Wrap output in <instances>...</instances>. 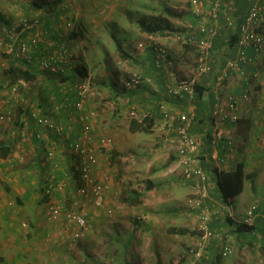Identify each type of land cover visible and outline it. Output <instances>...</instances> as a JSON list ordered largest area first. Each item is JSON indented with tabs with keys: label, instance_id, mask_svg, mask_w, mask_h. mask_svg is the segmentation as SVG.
<instances>
[{
	"label": "crops",
	"instance_id": "1",
	"mask_svg": "<svg viewBox=\"0 0 264 264\" xmlns=\"http://www.w3.org/2000/svg\"><path fill=\"white\" fill-rule=\"evenodd\" d=\"M54 1L57 2L58 0H0V18L10 24H18L23 18H26V15L31 18L36 14H41L43 26L48 30H57L63 27L64 22L70 16L78 28V35H72L69 42L79 52L85 66H95L100 63L103 70L107 72H104L106 78L111 77L114 83H118V92L112 91L111 88L102 89L103 94H105L101 98H93L90 106L97 107L99 112L94 138L102 133L110 135L113 139L112 152L109 157L112 161L109 162L111 171L112 168H115L119 178L115 183L110 182V190L106 194V204L109 208H112V213L106 214L99 210L93 216L90 215V230L84 238L75 240L76 242L69 239L70 236H67L63 223L50 225L51 223L48 222L45 214V199L42 196L41 188H43L45 182L43 177L45 172L48 174L54 171L61 178L64 174H67L71 183V185L69 183V190L66 193L67 205L70 203L76 204V200L80 199L76 194L74 185H72L73 176L76 173V159L71 155L68 144L55 136L46 133L40 141L34 140L36 138L34 135L38 134L37 130L30 122L29 117L24 116L21 119L22 122L29 125V140L22 150V153H24L22 156H25V159L24 161L16 159V168H11L4 159L0 160V165L2 170H7L10 174L20 173L21 176H25L28 170L30 172L34 168L32 174L35 177H30L27 183L8 175V181L11 185H8L7 189L14 195V201L19 206L34 202L32 210L20 214L30 220L35 228L34 232L26 231V235L23 236L22 230L15 217H12L11 212H3L8 216L7 219L0 218V264H171L183 256L188 244L198 235V215L196 212L191 211L188 206V199L194 191L193 187L197 180L191 182L184 178L176 145L173 142L175 134L171 130L161 132L159 129L161 114L158 105L160 102L165 101L168 107L175 112L193 109L196 117L191 127V133L204 137L207 132L213 134L214 131V121H212L210 109L213 106L217 89L240 96L244 92L257 95L259 87L258 89L257 85L251 87L247 77H233L218 87L215 85L214 79L207 76L201 79L203 81H200L204 85L208 82L206 95L201 101L198 99L194 101L192 106H187V104L178 102V100L166 94V83L164 84L163 76L154 66V50L152 47L154 40H152L151 53L149 52L148 55L144 56L145 58H141V61H143L142 73L152 78L153 85L136 91L127 90L126 93H122L120 91L121 83H119L118 78L112 75L113 71L117 70L115 57L111 55L110 49L105 46L104 36L97 38L95 43L91 42L89 28L94 27L97 29L100 26L102 27V23L113 24L114 22L120 24V26L123 24L122 27L128 34L133 36L136 34L138 38L145 36L150 39L152 35L143 32L137 34L129 26L128 21H131V19L127 18L123 22H118L117 17H112L110 20L111 16H104V9L120 7L122 2H124V10L131 8L138 11L140 9L139 0H60V7L47 12L45 9L48 7V3L53 4ZM232 2L233 5L226 10L225 15H237L242 18L248 12L247 1L232 0ZM113 11H111V14ZM225 15H223L224 18ZM191 22L194 23V20ZM221 24L224 26V22ZM96 34L98 35L97 32ZM228 36L227 32L224 31L220 39L227 42ZM115 38L119 39L115 34H112L111 40L114 41ZM136 39L132 37L130 41ZM87 40L89 41L88 44L86 43ZM129 42H122L126 51H129L127 47ZM99 45L105 48V56L100 55ZM93 50H95V54L92 53ZM96 54L99 56L97 59H95ZM171 56L175 60L172 53ZM93 59L97 61L91 64ZM214 66L216 69L221 64H215ZM257 69V66H252L248 68L247 72L249 75L253 72L256 74ZM177 71V68H175L177 75L183 76ZM39 76L38 84L24 97L29 100L27 102L29 104L35 103V106L41 104L44 113H47L52 102L59 101L61 103L69 95L66 91L68 82L77 80L79 72H74L68 77L46 73H39ZM5 79V77H2V81ZM116 88H118L117 85ZM100 99L103 101L99 102ZM253 100V102L251 100L241 101L238 110L240 119L237 123H228L222 126L225 134L219 147L214 149L207 142L202 153L201 165L209 174V181L206 184L208 198L205 200L204 205L214 213L211 227L216 236L210 241L204 259L200 264H213L212 259L220 263L222 260L218 256V251L225 239L234 247L233 255L228 258L229 264L264 263V254L262 253L264 224L262 217L258 218L252 232L240 234L226 220L227 216L231 217L234 222L241 220L253 204L248 203L247 199L244 198L247 183L250 185L248 197L261 196L257 205L261 215L264 216V111L261 112L264 105V96L254 97ZM19 107H21V103L16 102L6 109L13 112L15 119H18ZM112 108H115V110L111 112ZM132 108L150 111L153 114L154 120L151 131H154L162 139V141L160 139L162 144L159 143L155 151L161 150L162 146H168V141L175 145V147L172 145L169 147L175 150H171L170 158L161 168L163 173L161 174V170L158 172L156 168H153L145 188L140 182L137 183L140 180L137 178L140 177V172L137 170L143 164L129 168L121 165V161H125L122 154L137 151V149L142 148L140 145L145 143L147 147H153V144L149 141L141 142L135 139L136 136L140 137L142 132H132L130 130L133 120L129 118V112ZM64 115L66 114L64 113L61 116L63 121H65ZM134 121L140 123L138 120ZM17 128L13 125L10 136L2 141L9 142L13 139L12 137L17 138L18 133H20ZM6 130L5 125L0 136L9 131ZM69 131L71 135L67 140L68 143L76 139L79 126L69 128ZM51 144H56L58 151L55 160H47L46 151ZM152 153L148 152L147 157ZM215 153L218 156L220 153L224 156L222 161L216 160ZM101 159L102 163H100L99 170L101 168L105 171L103 154ZM240 166L244 168L245 174L243 190L232 200V203L227 204L223 202L218 191L215 182L216 176L210 172L217 169L219 172L225 171L234 174ZM1 181L5 180L2 179ZM41 181L43 183L39 185ZM136 193L143 195V198L140 199L142 202L140 205L130 204L129 200H132ZM57 197L61 198V195L58 194ZM44 216L49 224H44ZM139 216L145 219L140 221Z\"/></svg>",
	"mask_w": 264,
	"mask_h": 264
},
{
	"label": "built area",
	"instance_id": "2",
	"mask_svg": "<svg viewBox=\"0 0 264 264\" xmlns=\"http://www.w3.org/2000/svg\"><path fill=\"white\" fill-rule=\"evenodd\" d=\"M246 1L248 12L242 20L236 24L232 15L227 14L226 17L227 26L230 29L238 30L237 60H229L215 69V64L210 59L212 42L218 34L216 21L223 11L226 12L221 9L223 0H189L190 11L194 17H203L205 22L214 21L211 24L206 23L208 26H200L199 30H196L198 34L196 43L200 54L190 74L178 76L174 70V60L171 59L167 48L157 43L153 44L154 66L167 78L166 89L170 97L191 106L196 96V85L202 81V78L207 76L213 78L218 87L233 77H247L248 79L245 68L254 65L264 57V35L261 32L264 23V0ZM42 19L41 14H36L31 18H23L10 28L0 21L1 54L9 57L15 56V58L24 55L31 62L32 56L40 53L36 58L35 73L68 77L74 72H79V77L77 80L68 82L66 91L69 95L61 103L59 101L52 102L47 113H44L41 105L35 106V103H27L29 100L24 97L38 84L37 80L11 81L5 98L0 102V133L5 125L7 127L15 122L13 112L6 108L13 103L20 102L22 109L27 111L30 122L37 130L38 134L35 135L38 140L48 133L68 144L71 155L76 159L78 178L72 180V185L75 187L77 196L85 200L90 199L97 208H102L111 184L108 175L99 176L100 150L112 144L113 139L111 136L94 138L98 120L96 107H90L96 95L94 75L89 71L82 72L84 62L79 52L69 42L72 34L78 33L75 22L66 20L62 28L48 30L43 26ZM188 27L194 28L193 23H190ZM150 39L153 40V36H150ZM176 39L180 41L183 40V37L176 36ZM146 46L145 42H141L137 48L144 50ZM143 75L142 72L130 75L121 87L123 86L125 90H133L143 85L152 86V78ZM248 98V92L238 96L232 92L218 89L215 91L213 106L210 109V114L214 119V131L209 140L201 137L196 138L191 133V127L196 117L193 109L175 112L166 103H161L159 106L161 114L159 129L161 132L171 130L175 134L173 142L176 143L184 178L191 182L197 180L193 187L194 191L188 199V206L198 215V235L188 244L183 256L171 264H200L210 241L216 236L211 227L214 213L204 205L208 198L206 184L209 181V174L201 165L202 153L207 142L214 149L219 147L225 134L222 126L238 122L240 103ZM64 113L66 114L64 115L65 121L61 119ZM150 117L151 113L145 110L132 108L129 112L131 120H138L141 123ZM75 126H79L77 137L68 143L67 140L71 135L69 128L72 129ZM28 128L29 125H25L20 132V141L15 145L17 153L29 140ZM46 152L47 160H55L58 155L56 144L49 145ZM16 158L20 161L25 159L20 154H17L13 159H7L11 168H14ZM215 158L222 161V158L216 153ZM69 183L67 174H64L62 178H59L54 171L48 174L43 186V194L48 197L45 214L50 223L64 222L66 228L73 231V235L70 237L71 241L76 242L87 235L90 224L86 213L77 208L69 210L66 208V193ZM58 194L61 195V198L57 197ZM108 213L111 214L112 210H109ZM259 217H262L264 222V216L261 215L259 206L252 204L245 216L236 223L251 227L255 225ZM224 243L220 254L222 261L218 264H229L228 258L233 254L232 244L227 241Z\"/></svg>",
	"mask_w": 264,
	"mask_h": 264
},
{
	"label": "rangeland",
	"instance_id": "3",
	"mask_svg": "<svg viewBox=\"0 0 264 264\" xmlns=\"http://www.w3.org/2000/svg\"><path fill=\"white\" fill-rule=\"evenodd\" d=\"M123 4H124V2L120 3V7L118 6L117 8H114V9H106V10L104 9V16L105 15H108V17L111 16L110 20L112 17H117L118 22H123L127 18L131 19V21H128V24L131 28H133L135 30V32L137 34L142 33V31L140 30V27L137 23V21L139 19H142V18L152 19L155 16H165L170 22V29L174 30L175 32H178V31L180 32L181 30L185 31V29L188 27V24L192 23L191 21L194 20L193 15L191 14V11H190L189 0H139L140 9L138 11L135 9H131V8H129L131 10H129V9L124 10ZM68 6H70V5H68ZM111 11H113L112 14H111ZM26 18H30L29 15H26ZM68 18H70V20L73 21V18H71L70 16H68ZM122 26H123V24H121V26H120V24L118 25V24L113 22V24H111V23L103 24L102 23V27L100 26L97 29L94 27L89 28V31H90L89 38H90L92 43H95L97 38H102L104 36L103 42L105 43V46H107L110 49V52L112 53L111 55L115 57V62H116L115 66L117 67V70L115 72L113 71L112 75H114V77L118 78L119 83H121V85L124 81H126L128 79V77L130 75H132L134 73L142 72L143 61H141V58H145L144 56L148 55V53L151 50V43H153L152 39H148V37L144 36L145 38L144 37L142 38V36H141V38H138V35H136V34H135V36H133L131 34L126 33L125 29ZM96 32L98 33V35L96 34ZM112 34H115L123 43L129 42L132 39V37H133V39L138 38L135 41H132V42L130 41L128 43L127 47H128L129 51H127V52L132 56L131 59H124L123 57L120 56L115 42L113 40H111ZM153 40H154V43H157L158 45H161V46L167 48V50L175 56L176 68L181 74H183V76H186L192 72V70L195 66L196 60H197V51H196L195 47L194 48L190 47L187 51L188 56L184 57L183 52H185V51H184L183 44L180 43L179 40L176 39V35H169V36L156 35ZM141 42H145L147 45L144 50H139L137 48L138 44ZM86 43L88 44L89 41L87 40ZM98 49H99L101 56L106 55V50L103 46L99 45ZM92 53L95 54V50H93ZM181 54H183V55H181ZM97 58H99L98 54L95 55V59H97ZM95 59H93L91 64H94L97 61ZM6 66H7V64H5V62H3V61L0 62V88H2L3 84L7 83L8 78H6V74H4V72L2 71L3 69L6 68ZM88 68H89V72H91L94 75V82H95V88H96L95 97L101 98V96H103L105 94V93L103 94L104 91L102 89H108V87L104 86V82L107 80L105 73H107V72H105L103 70V67L101 66L100 63H97L95 66H89ZM257 68H258L257 69L258 71L256 72V74H254L255 76L252 78L250 86L254 87L257 85V89L259 87V89H258L259 93H257V95H254V94L251 95V92H249V98L247 99V101L251 100V102L254 101L253 100L254 97L264 96V57L259 61ZM2 77H5L6 79L2 81ZM109 78H111V77H109ZM122 89H123V86L121 87V92L124 93L125 91L123 92ZM6 90L8 91V88L0 89V101L3 100V97L6 94ZM105 100H106V98L104 99V101ZM101 101H103V100L100 99L99 102H101ZM96 110H97V113L99 116V112H98L97 107H96ZM113 110H115V108H112L110 111L112 112ZM262 110L264 111V105L261 109V112H262ZM263 114H264V112H263ZM11 127H12L11 125H8L6 127V129L9 131L6 130L7 132H5L3 135L0 136V142L2 140H5L8 136H10ZM261 128L263 129V127H261ZM153 133H154V131L153 132L149 131L148 133L142 132L140 137L136 136V138H135L141 142L142 141H145V142L149 141V143L153 144V147L152 146L147 147L146 143H145L143 145L141 144L140 146H142V148L137 149V151H131V152H129L130 154H128V153L122 154V157L124 156L125 161H121V163H122L121 165L125 168L126 167L129 168L131 166H137L138 164H143V166L140 165V168L137 170L138 172H140V177H137L140 180L137 181V183L140 182L141 184H143V188L146 187V182H147V180H149V174H151L153 172L152 171L153 168H156V170L158 172H160V170L161 171L163 170L161 168L164 166L167 159L170 158V156L172 154L171 150H173V151L175 150L174 148L170 149L169 148L170 145H172L173 147H175V145H176V143L174 145V143H171V141L170 142L168 141V146H164V147L162 146L161 150L155 151V149H157L158 144L161 143L162 139L160 137H158L155 133L154 134ZM102 136H110V135L99 133L96 137L100 138ZM12 138L14 139V137H12ZM160 139H161V141H160ZM112 144H110L109 146H106L102 150H100V155L102 156V154H103V160L105 161L104 166L106 167V169L104 171L100 168L99 176L108 175L110 182L115 183L118 181L119 177L117 176V172H116L115 168L114 169L112 168V171H111V166H110V162H109V161H112L109 158L110 154L112 152ZM23 149L24 148L19 149L20 155H24V153H22ZM148 152L149 153L153 152V153L151 155H149V157H147ZM101 156H100V159H101ZM262 156H263V154H262ZM101 163H102V159H101ZM1 167L2 166L0 165V168ZM181 169H182V167H181ZM33 171H34V168H32L30 170V172L28 170V172L26 173L25 176H21L20 173L10 174V173H8L7 170H2V168L0 169V213H1L0 218L7 219L8 215L3 214V212L4 213L11 212L12 217H15L17 224L20 226L22 233H23V236H24V234L26 235V233H25L26 231L31 232V233L34 232L33 230L35 227L30 220H28L24 216H21L20 213L21 212L25 213V212L32 210L34 202H29L27 204H24V206H19L18 204H16V202L14 201V195H12L11 192L7 189L8 185H11V183L8 181L9 177H7V176L9 175L11 177H16V178H18L17 180H24L23 183H27L29 181L30 177H32V178L35 177L32 174ZM160 173L162 174L163 171ZM182 173H183V171H182ZM48 174H46V172H45V175L43 177V181L47 178ZM2 179H4L5 181H1ZM43 181H41L39 185H42ZM68 190H67V193H68ZM69 193H70V191H69ZM249 193H250V185H249V183H247L244 198L247 199L246 201L248 203L257 204V202L260 199L259 197H261V196L256 195L253 197H250V196L248 197ZM106 202H107V200L105 197V202H104L103 207L97 208L92 200H90V199L85 200V199L80 198V199L76 200V204L70 203L69 205L66 206V208L68 210L73 209V208H77V209H79V211H83L84 213H86L88 220H90V215L93 216V214L97 213L99 210L105 212L106 214H109L108 211L112 210V208H109L107 206ZM43 218H44V224L48 223L45 219V216ZM138 218L141 220L142 216H139ZM60 223H63V227L67 233V236L71 237L73 235V233H72L73 231L68 230L66 228L64 222H60ZM52 224L53 223H51L50 225H52ZM53 225H56V223H54ZM71 229H73V228H71ZM174 262H176V260ZM262 264H264V263H262Z\"/></svg>",
	"mask_w": 264,
	"mask_h": 264
},
{
	"label": "trees",
	"instance_id": "4",
	"mask_svg": "<svg viewBox=\"0 0 264 264\" xmlns=\"http://www.w3.org/2000/svg\"><path fill=\"white\" fill-rule=\"evenodd\" d=\"M230 5H232V0H223V4L221 6V9L222 10H228ZM60 6H61V1L60 0H58L57 2L54 1L53 4L52 3H48V7L45 10L47 12H49V11L54 10L56 7H60ZM63 8H65V7H63ZM246 14H247V12H246ZM223 15H225L224 11L219 15V18L216 21V23H217L216 27L218 29V34L213 39V42H212L213 45H212V48L210 50V59H211V61L214 64H221V65H223L225 62H227L229 60H237V58H238L237 51H236L237 46H238V30L237 29H230L227 26V22H226L227 15H225V18L223 17ZM245 15L242 18L240 16L238 17L237 15L236 16L232 15V18L235 19L236 24H237L240 20H242L245 17ZM193 18H194V16H193ZM1 19L2 18H0V21L5 23V24H7V26L9 28L12 27L13 24H10L9 22L1 20ZM67 20H70V18H68ZM205 21L206 20H204L203 17H200V18H196L195 17L194 23H193V27L194 28L187 27L185 29V31L181 30L180 32L179 31L175 32L174 30L170 29V22L165 16H155L152 19L142 18V19H139L137 21V23H138V25L140 27V30L143 33H147L149 35H153V36L154 35L155 36L156 35H162V36L176 35V36L183 37V40H180L179 42L183 44L184 51H185V52H183L184 57L188 56L187 51H188V49L190 47H193V48L195 47L196 51H197V58H198L200 53L198 52V45L196 43V38L198 37V34L196 33V30H199L198 28L200 26H208V24H206V23H210L211 24V23L214 22L213 20H210V21H207V22H205ZM222 22H224V26L221 24ZM224 27H225V29H223ZM224 31L227 32V34L229 35L228 38H227V42H224L222 39H220V37L222 36V33H224ZM261 32L264 35V23H263V28H262ZM74 34L78 35V33H75V32H74ZM74 34H72V35L74 36ZM114 42L116 44L117 50H118V52H119L121 57H123L124 59H131L132 58V56L125 50V48H124V46L122 44V41H120L119 39L115 38ZM37 56H38V54L33 55L32 56V58H33L32 61L29 62V59L26 56H24V55L15 58V56L9 57V56L2 55L1 52H0V62L3 61V62H5V64H7L6 68L3 69L2 71L4 72V74H6V78H8L7 79V83L3 84L2 88L3 89L9 88V84H10L11 81L15 82V81H17L19 79H25L27 81L28 80H30V81L31 80L39 81V78H40L39 73H35L36 71L34 69L36 67V64H37V62H36ZM80 57H81V55H80ZM253 57H254V55H253ZM171 59L174 60V58L172 56H171ZM82 61H83V58H82ZM259 61L260 60H258L257 63H255L254 65H250V66H247L245 68V73H246V76H248V80L247 81L249 82V84L251 83L252 78L255 76L254 75L255 73L253 72L251 75H249L247 70H248V68H250L252 66H258ZM174 65H176L175 64V60H174ZM174 67L176 68V66H174ZM175 68H174V70H175ZM253 68H255V67H253ZM81 70H82V72H87V71H89V68L86 67L85 63H84V66H83V68ZM159 73L163 76V81H164V84H165L167 78L163 75V73H161V72H159ZM143 76L149 77V76H147L145 74ZM235 78H238V77H235ZM116 85L118 86V88L115 89ZM207 85H208V82H206V85H204L201 82L196 85V96H195L194 101H196L198 99L200 101L202 100V98L206 95V92L208 91ZM104 86L108 87V88H111L112 91H114V92H118L119 91L118 83H114L113 80L111 78H109V77L104 82ZM145 87H147V86L143 85V86L135 88L133 90L136 91V90H139V89H143ZM2 88H0V89H2ZM120 91H121V89H120ZM122 91L124 92V91H127V90H125L123 88ZM128 91H130V90H128ZM165 91H166V94L168 95L167 89H166V84H165ZM6 93H7V90H6ZM124 93H126V92H124ZM243 94H241V96ZM248 94H249V92H248ZM5 96H6V94L4 95L3 99L5 98ZM173 99H175V98H173ZM194 101L192 102L191 106L193 105ZM178 102H180V101L178 100ZM161 103H166V102L165 101L160 102L159 105H158V109H159V106L161 105ZM148 112L151 113L150 111H148ZM24 116H27V111L25 112L22 109V107H19L18 115H17L18 119H15V122L12 123V124H9V125H11V126L14 125V126L18 127L17 128L18 131L21 132L23 130L24 126H25V124L21 120ZM153 120L154 119H153V114L152 113H151V117L149 119L144 120L143 123H141V122L140 123H136L133 120L131 122L130 130L132 132H147L148 133L149 131H151V129L153 127V125H152L153 124ZM212 121H214L213 118H212ZM34 136L36 137V135H34ZM194 136L196 138H200L201 137V138H204L205 140L206 139L209 140V137L211 136V133L207 132L206 135H204V137L198 136V135L197 136L194 135ZM20 138H21L20 137V133H18L17 138L14 137V139H11V141L9 140V142H5V141H1L0 142V160H2V159L5 160L6 159V163L8 164L7 159H13V158H15L17 156V154H19V153L15 152V145L17 144L18 141H20ZM34 140H36L37 142L40 141V140L37 139V137ZM219 156H220V158L224 157L221 153L219 154ZM113 162H114V160H113ZM168 164H170V163H168ZM14 167L15 168L17 167L16 166V162H15V166ZM210 173L213 174L214 176H216V178H215L216 181L215 182L217 184V188H218V191L220 193V196H221L223 202H225L227 204L232 203V200L239 193L242 192V190H243V180L245 179L244 168L242 166H240V168H238V170L234 174H232L230 172H225V171L219 172L217 169L212 170ZM59 178H61V177H59ZM75 178L76 179L78 178L76 173L73 176V179H75ZM187 181H189V180H187ZM41 189H42V196L45 199L44 203H47L48 197L44 196L43 188H41ZM134 195L135 196L132 198V200H129L130 204H134L135 203L137 205H140L142 203L140 199L143 198V195H140L139 193H136ZM144 219L145 218L142 217L140 221H143ZM226 220L230 223V225L232 224L231 227H235V230H237L239 232V234L240 233L252 232L254 230V228H255V225H256V223H255L254 226L250 227V226H247V225L236 223L229 216H227ZM263 224H264V222H263ZM224 241H226V239ZM223 244H225V243L222 242L220 247H219L220 248V250H219L220 252L218 251V253H219L218 256L219 257H221L220 254H221V250H222ZM233 251H234V247H233ZM262 253L264 254V246L262 247ZM221 260H222V258H221ZM212 261H213L212 262L213 264H218L217 260H213L212 259Z\"/></svg>",
	"mask_w": 264,
	"mask_h": 264
}]
</instances>
